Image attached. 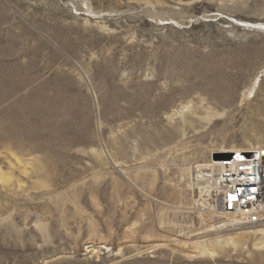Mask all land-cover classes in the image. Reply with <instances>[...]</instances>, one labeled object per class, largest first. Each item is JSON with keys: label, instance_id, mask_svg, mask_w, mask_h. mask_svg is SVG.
<instances>
[{"label": "rangeland", "instance_id": "obj_1", "mask_svg": "<svg viewBox=\"0 0 264 264\" xmlns=\"http://www.w3.org/2000/svg\"><path fill=\"white\" fill-rule=\"evenodd\" d=\"M261 26L264 0H0V264H264L198 189L264 147Z\"/></svg>", "mask_w": 264, "mask_h": 264}, {"label": "built area", "instance_id": "obj_2", "mask_svg": "<svg viewBox=\"0 0 264 264\" xmlns=\"http://www.w3.org/2000/svg\"><path fill=\"white\" fill-rule=\"evenodd\" d=\"M214 172L205 171L204 183L211 188V202L246 225L264 222V156L247 154L215 162ZM237 168L239 174L232 170ZM263 170V173L260 171Z\"/></svg>", "mask_w": 264, "mask_h": 264}, {"label": "bare ground", "instance_id": "obj_3", "mask_svg": "<svg viewBox=\"0 0 264 264\" xmlns=\"http://www.w3.org/2000/svg\"><path fill=\"white\" fill-rule=\"evenodd\" d=\"M261 27H264V26H261ZM257 153L264 156V147L258 146V147L254 148L252 150L234 149V150L230 151V153H221V154H232L234 156H241L242 154H247L248 156L249 155L255 156V155H257ZM212 159H213V156H212ZM220 161H229V160H218V161H215L213 159V161L210 162V165H201V166H199V168H198L200 170L199 173H201L203 176H205V171L214 172L213 168H214V166L217 165L215 162H220ZM260 171L263 173V170H260ZM232 172L236 173L237 175L239 174L237 168L233 169ZM202 175H200V176H202ZM239 175H243V174H239ZM204 181L205 182L207 181L205 179V177L199 178V184L198 185H200L201 187H198V189L200 191V195L199 196H201V198L203 197L204 203L209 205V207H210V208H208V210L212 209L214 214L220 212L221 214H223L226 217H229V216L232 217V218H230V219H232L230 221L222 220V221L218 222L216 225H214L212 227V228L215 229L214 231H217V229H219L221 231H243L244 232V230H248V229L249 230L250 229L255 230V229H259L260 228L258 230V232L261 235L264 236V222H262L261 224H257V225H246V223H243V221H241L237 216H233L232 214H226L221 209L216 210L215 209L216 206L211 202V198H210V195H209L210 192H211V188L208 187L207 183H204ZM198 205H200V204H198ZM205 210H207V209H205ZM262 217L264 218V215ZM229 241H230V243L228 242V243H226V245H229V244H233L234 245L235 244V242L232 239H230ZM217 244H219V245L221 244L220 240L217 241ZM226 245H224V246L226 247Z\"/></svg>", "mask_w": 264, "mask_h": 264}, {"label": "water", "instance_id": "obj_4", "mask_svg": "<svg viewBox=\"0 0 264 264\" xmlns=\"http://www.w3.org/2000/svg\"><path fill=\"white\" fill-rule=\"evenodd\" d=\"M250 157H254L253 155H249ZM234 158V155L232 154H221V153H215L213 155V159L215 161H218V160H231Z\"/></svg>", "mask_w": 264, "mask_h": 264}]
</instances>
